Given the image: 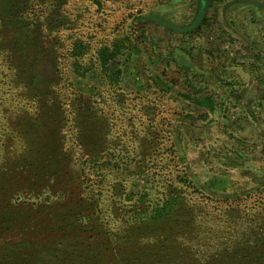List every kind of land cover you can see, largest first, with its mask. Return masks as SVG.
<instances>
[{"label":"rangeland","instance_id":"374dc122","mask_svg":"<svg viewBox=\"0 0 264 264\" xmlns=\"http://www.w3.org/2000/svg\"><path fill=\"white\" fill-rule=\"evenodd\" d=\"M200 1L0 0V166L8 167L0 223L26 226L3 234L0 264H31V241L51 253L37 258L63 264L52 243L82 241L66 235L58 216L31 212V176L57 168L6 163L26 146L31 162L38 154L44 163L66 154L76 161L78 147L86 160L91 144L110 143L99 165L112 164L85 163L107 215L120 194L137 198L147 188L155 197L167 184L158 179L178 177L207 210L257 214L264 238V0H207L206 16ZM107 52L115 57L103 64ZM203 93L217 97L213 111L183 96ZM79 168L62 172L75 180L69 193H78ZM260 263L264 244L255 251Z\"/></svg>","mask_w":264,"mask_h":264},{"label":"trees","instance_id":"16d2710c","mask_svg":"<svg viewBox=\"0 0 264 264\" xmlns=\"http://www.w3.org/2000/svg\"><path fill=\"white\" fill-rule=\"evenodd\" d=\"M205 2L203 15L208 14L209 6ZM203 8V5H202ZM171 31L173 28L169 27ZM115 54L107 52L101 60L103 64L113 59ZM191 102L199 107L213 111L217 104V97L214 94H201L193 97L183 94ZM63 144L56 145L55 149L60 150ZM80 146L86 147L81 141ZM110 143H94L89 146V157L84 160V151L75 161L72 154H66L64 159H48L44 163L41 157L36 155L34 162H31V148L25 147L16 158H10L7 164L12 163L18 167L32 163L42 169L49 168L50 164L57 168V171L46 174L31 176L35 184H31V194L36 199L31 207V212H36L45 217H57V224L66 229V235H79L82 241L72 243L65 240L54 241L57 261L63 264H253L257 247L264 244V238L257 236L256 225L254 224L257 214H243L241 210L230 208V211L223 212V208L214 206L213 210L206 209L204 202L195 198L187 189L178 183V177L160 178L161 190L157 191L155 197L151 196V189H145L137 198L123 197L120 194V203L111 207L107 215L99 203L98 195L91 185L85 172L86 164L92 168H101L104 165L112 164L106 158L102 166L99 165L102 152L111 149ZM11 147H4V151H10ZM9 152L7 156L10 154ZM32 155L34 152L32 151ZM84 160V161H83ZM78 162V163H76ZM22 164V165H21ZM98 164V165H97ZM145 170H151L150 163ZM80 167L82 172L78 193H69L74 184L73 177L62 175L65 169ZM141 171L143 165H140ZM8 170L5 165L0 166V172ZM94 174V173H93ZM155 173H153L154 179ZM188 183L197 188L195 182L188 176L184 177ZM162 179V180H161ZM93 181V177L90 178ZM181 181V180H180ZM86 184V185H85ZM65 187V189H63ZM43 189V190H42ZM42 190V191H41ZM123 194V193H122ZM219 194L213 193V199ZM54 197L57 199L54 201ZM58 197L66 201L69 208L59 211L62 203H58ZM224 200V199H223ZM227 200V199H226ZM236 202V197L232 198ZM220 211V212H217ZM16 208L8 211L11 216H16ZM51 213L50 216L45 215ZM0 215L6 216V210L0 209ZM45 215V216H44ZM18 216V215H17ZM107 216V217H106ZM11 220V218H7ZM3 223V222H2ZM0 223V246L3 234L10 233L16 226L23 229L25 225L14 224L6 227ZM10 227V228H9ZM1 248V247H0ZM5 248L0 249L2 253ZM31 264H49L52 260H44L36 257L50 256L46 246L31 241ZM264 264V263H260Z\"/></svg>","mask_w":264,"mask_h":264}]
</instances>
